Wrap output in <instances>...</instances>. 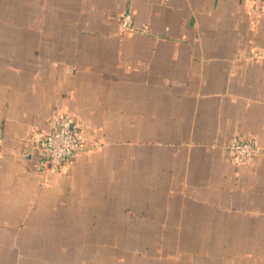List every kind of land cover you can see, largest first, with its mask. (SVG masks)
<instances>
[{
	"label": "crops",
	"instance_id": "crops-1",
	"mask_svg": "<svg viewBox=\"0 0 264 264\" xmlns=\"http://www.w3.org/2000/svg\"><path fill=\"white\" fill-rule=\"evenodd\" d=\"M251 1L0 0V264H264ZM65 112L86 148L44 184Z\"/></svg>",
	"mask_w": 264,
	"mask_h": 264
},
{
	"label": "built area",
	"instance_id": "built-area-1",
	"mask_svg": "<svg viewBox=\"0 0 264 264\" xmlns=\"http://www.w3.org/2000/svg\"><path fill=\"white\" fill-rule=\"evenodd\" d=\"M251 15L254 19L264 16V0L251 1ZM122 31H132V17L130 13L120 19ZM36 147L40 151L39 165L44 172V184L49 178L46 172H65L73 163L75 157L85 150V145L80 138V125L69 113H63L55 127L49 133L36 139ZM231 158L237 164L252 159L260 149L250 141L238 140L228 146Z\"/></svg>",
	"mask_w": 264,
	"mask_h": 264
}]
</instances>
